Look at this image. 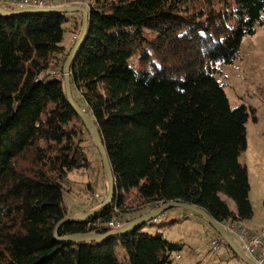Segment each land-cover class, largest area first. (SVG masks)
Listing matches in <instances>:
<instances>
[{
    "label": "trees",
    "instance_id": "trees-1",
    "mask_svg": "<svg viewBox=\"0 0 264 264\" xmlns=\"http://www.w3.org/2000/svg\"><path fill=\"white\" fill-rule=\"evenodd\" d=\"M86 2L71 92L99 132L114 197L54 237L69 216L68 174L89 167L83 146L91 138L63 85L82 19L72 16L67 49V14H0V264H174L182 247L143 232L153 221L102 243L60 239L112 232L107 224L130 212L123 197L132 191L134 211L147 207L145 214L178 202L220 224L252 218L248 173L238 159L255 110L232 109L216 74L238 57L244 37L264 27V0Z\"/></svg>",
    "mask_w": 264,
    "mask_h": 264
},
{
    "label": "rangeland",
    "instance_id": "rangeland-1",
    "mask_svg": "<svg viewBox=\"0 0 264 264\" xmlns=\"http://www.w3.org/2000/svg\"><path fill=\"white\" fill-rule=\"evenodd\" d=\"M81 1L87 3L86 0ZM1 5L8 10L14 9L5 4ZM67 15L68 21L63 25L65 33L62 44L68 49L74 35L72 28L75 19L72 16H77L78 21L82 17L77 12ZM216 79L223 86L232 109L246 106L255 110L257 120L253 122L250 118L246 123L247 148L238 160L248 173L249 200L253 212L250 220L240 224L251 230L250 232H256L255 230L259 231L264 225V27L258 28L254 35L243 38L238 57L232 64L222 66ZM83 147L89 167L70 172L64 183V206L70 217H79L98 209L107 194L108 185L100 154L89 138ZM133 194L132 191L123 197L124 207L130 212L120 213V222L144 216L149 210L146 207L134 211L137 204L132 202ZM222 199L231 210H235L230 200L225 197ZM117 211L114 209L115 213H119ZM151 223L144 225L143 232L158 234L169 242L181 245L179 259L174 258V264H243L232 255L225 242L205 219L188 210L169 209ZM213 240L220 244L221 250L217 254L223 261H218L209 253L210 242ZM232 240L239 247V242L233 237ZM226 250L227 255L224 253ZM118 258H123L121 251L117 253Z\"/></svg>",
    "mask_w": 264,
    "mask_h": 264
},
{
    "label": "water",
    "instance_id": "water-1",
    "mask_svg": "<svg viewBox=\"0 0 264 264\" xmlns=\"http://www.w3.org/2000/svg\"><path fill=\"white\" fill-rule=\"evenodd\" d=\"M81 13L82 14V25L81 30L78 35V38L76 39L75 44L73 45L72 49L70 50L67 59L64 64L63 68V85H64V91L66 94V98L68 103L74 108L76 113L80 116L82 123L84 127L87 130V133L89 134L93 144L95 145L98 153L100 154L104 175L107 180V194L106 197L102 203V205L93 211H90L86 214H83L79 217H66L64 220L59 222L55 228L54 231V237L58 239V230L59 228L68 223H79L82 221H85L89 219L90 217L96 215L97 213L101 212L105 208H107L113 200L114 197V188H115V178L113 176V172L110 166V162L105 150V147L102 143V140L100 138L99 132L94 125L92 119L87 115V113L81 109L73 100L72 92H71V83H70V67L71 63L76 55V52L78 51L84 37L87 33L88 28V9L84 7L79 6H70V7H57V8H37V7H26L22 9H15V10H8L4 8L0 4V14L5 16H20L24 14H37V13H62V14H69V13ZM172 208H181L188 210L192 212L193 214L202 217L207 221V223L212 227V229L223 239L225 244L228 246V248L231 250V252L237 256V258L243 263V264H255L252 262L240 249L239 247L234 243L231 236L227 233L225 228L222 226V224L217 223L214 221L205 211L200 210L192 205L178 203V202H171L167 204H163L156 209L152 210L151 212L147 213L144 216H141L135 220H132L130 222H127L123 224L119 229L113 230L110 233L107 234H80V235H74V236H68L65 238L60 239V241H68V242H97L102 243L112 238H117L122 236L124 233L128 232L132 228H134L137 225L140 224H146L150 221L155 220L158 216L163 214L165 211L172 209Z\"/></svg>",
    "mask_w": 264,
    "mask_h": 264
},
{
    "label": "built area",
    "instance_id": "built-area-1",
    "mask_svg": "<svg viewBox=\"0 0 264 264\" xmlns=\"http://www.w3.org/2000/svg\"><path fill=\"white\" fill-rule=\"evenodd\" d=\"M3 4L13 8L22 9L26 7L37 8H57L79 6L88 9V5L81 0H6ZM96 197H98L96 195ZM108 227L112 230L119 229L123 224L121 222L111 220ZM231 238H235L239 242V249L255 264H264V226L256 232H250L240 223L230 222L222 224ZM221 250L220 244L211 241L209 253L213 258L218 259V251ZM179 259V256H176Z\"/></svg>",
    "mask_w": 264,
    "mask_h": 264
},
{
    "label": "crops",
    "instance_id": "crops-1",
    "mask_svg": "<svg viewBox=\"0 0 264 264\" xmlns=\"http://www.w3.org/2000/svg\"><path fill=\"white\" fill-rule=\"evenodd\" d=\"M13 8V7H12ZM15 9H17V8H14L13 10H15ZM80 15H81V17H82V14L80 13ZM125 224V223H124ZM264 226V225H263ZM263 226H261L260 228H262ZM251 231V230H250ZM255 231H258V230H255ZM253 232V231H252ZM225 253V255H227V250L224 252ZM225 258V257H224ZM219 259L220 260H222L223 261V259L222 258H220V257H218V261H219ZM227 261V260H226Z\"/></svg>",
    "mask_w": 264,
    "mask_h": 264
}]
</instances>
